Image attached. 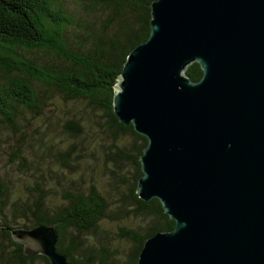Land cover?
I'll return each mask as SVG.
<instances>
[{
	"label": "water",
	"instance_id": "1",
	"mask_svg": "<svg viewBox=\"0 0 264 264\" xmlns=\"http://www.w3.org/2000/svg\"><path fill=\"white\" fill-rule=\"evenodd\" d=\"M149 26L111 108L147 139L136 194L175 226L147 237L136 263L264 264V0H152ZM3 228L22 253L74 264L55 223Z\"/></svg>",
	"mask_w": 264,
	"mask_h": 264
},
{
	"label": "trees",
	"instance_id": "2",
	"mask_svg": "<svg viewBox=\"0 0 264 264\" xmlns=\"http://www.w3.org/2000/svg\"><path fill=\"white\" fill-rule=\"evenodd\" d=\"M64 1L0 0V227L55 223L57 250L68 261L137 264L145 239L173 229L175 221L157 198L144 201L136 194L142 175L137 158L147 139L131 123L118 121L111 84L126 54L149 35L152 0H79L83 13L67 9ZM202 73L198 62L186 69L194 81ZM37 83L46 87L40 93ZM53 90L104 114L100 126L112 141L104 152L111 166L104 163L128 183L117 199L109 200L92 179L73 177L83 154L76 141L62 144L45 129L30 140L18 123L25 111L54 113L47 101ZM60 131L73 140L87 134L82 117L75 116ZM125 162L133 166L131 182L123 178ZM127 220L134 225L121 224ZM110 223H117L116 231L108 229ZM22 251L9 230L0 229V264H50L44 255Z\"/></svg>",
	"mask_w": 264,
	"mask_h": 264
},
{
	"label": "rangeland",
	"instance_id": "3",
	"mask_svg": "<svg viewBox=\"0 0 264 264\" xmlns=\"http://www.w3.org/2000/svg\"><path fill=\"white\" fill-rule=\"evenodd\" d=\"M64 5L72 12L83 13L84 7L79 2V0H65ZM36 56L41 59L43 54L37 53ZM57 63H60V61L58 60ZM36 88L40 93L46 87L37 83ZM47 101L53 102V109L55 110L54 113L48 112L46 114L47 116L44 115L43 117L33 116L32 113L28 111L21 113L22 118L18 121V123L22 125V129L28 132V139L33 140V138L39 137V131L45 129V131L48 133L47 136H52L54 139L62 138V144L76 141L78 149L83 147V149L80 151V153L83 154L81 155L80 159L81 164L77 167L78 171L74 172L73 177L75 176L80 179L83 175V179L86 182H89V179H92L98 184L103 193L108 196L109 200L117 199L121 192H127V180L124 183L122 180H120V178L113 176L111 171L104 163L106 161L104 152L107 150L108 145H110L112 141L111 136H109L100 126V124L105 120V116L102 111L91 110L92 107L85 100H67L56 90L52 91ZM50 106H52V104L49 105V107ZM89 110L91 112L87 114L86 112ZM71 116L82 117V120L85 124V131L87 132L85 137L73 140L67 138L65 135H61V125L67 118ZM8 132L10 133V131ZM124 140L130 141L128 139ZM37 144L39 143L36 141L33 144L35 149L37 148ZM106 163L111 166L110 161H106ZM123 164V178L128 176V181L131 182L132 177L130 171H133V166L126 162ZM121 224L133 226L134 222L132 220H127L123 221ZM108 229L111 231H116L117 223H110L108 225ZM36 262L38 264L42 263L40 260H37Z\"/></svg>",
	"mask_w": 264,
	"mask_h": 264
}]
</instances>
